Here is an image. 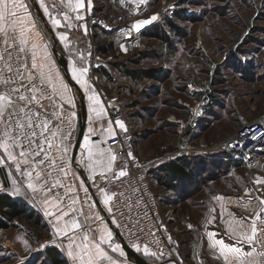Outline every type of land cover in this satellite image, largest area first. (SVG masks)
Segmentation results:
<instances>
[{
    "label": "snow or ice",
    "instance_id": "snow-or-ice-1",
    "mask_svg": "<svg viewBox=\"0 0 264 264\" xmlns=\"http://www.w3.org/2000/svg\"><path fill=\"white\" fill-rule=\"evenodd\" d=\"M118 2L140 9L148 0ZM32 5L42 9L46 20L36 18ZM92 7V0H0V167L10 181L7 186L0 182V193L31 201L55 220L52 241L40 245V264H50L44 249H56L64 257L62 264H182L179 253L171 247V235L167 236V251L156 238L153 229L161 231L162 222L153 221L149 227L147 211L141 216L147 197L140 187L142 180L129 171L136 158L125 148L124 159L118 160L117 149L108 145L109 140L124 145L118 136L127 133L126 124L111 116V106L94 87L89 75L91 52L86 55L67 34L73 29L88 34L87 15ZM171 7L174 10L179 5ZM158 18L159 14H154L136 20L129 35ZM41 23L44 28L39 27ZM46 32L62 43L61 59L67 53L63 69L54 54L55 41L46 38ZM247 61L248 57H242L234 70L238 74L246 71ZM69 72L74 85L66 79ZM77 95L87 101L80 112ZM190 111L193 118L202 114L200 106ZM261 128L264 125L258 124L256 129L245 125L233 138L235 143L226 144L240 147L239 136L264 142V131L256 134ZM252 183L254 187L246 186L244 191L247 195L260 193L249 201L257 203V208L248 218L228 222V242L208 231L202 245L204 255L197 264H207L209 256L216 264H264V177L256 176ZM215 220L211 216L208 223ZM109 225L124 229L131 249L146 260H131L128 245L117 242ZM23 243L29 247L27 241ZM19 259L21 264H29L32 257Z\"/></svg>",
    "mask_w": 264,
    "mask_h": 264
},
{
    "label": "rangeland",
    "instance_id": "rangeland-1",
    "mask_svg": "<svg viewBox=\"0 0 264 264\" xmlns=\"http://www.w3.org/2000/svg\"><path fill=\"white\" fill-rule=\"evenodd\" d=\"M92 3L104 7L99 11L103 15L135 8L118 0ZM170 3L179 5L172 16L166 11ZM154 14H159V18L152 28L164 29L169 40L157 35L148 37L143 48L149 49L150 54L137 63L129 61L128 65L134 70L154 68L158 74L130 76L113 65L114 57L110 54L102 57V69L109 75L94 81L104 88L105 97H118L122 120L134 137L135 153L143 161H154L153 166L177 156L207 161L195 192L188 193L181 181L172 189L156 180L152 183L161 213L172 234L181 241L180 257L185 264H197L198 258L193 255L196 250L200 257L204 255V230L220 223L212 192L235 186L244 188L253 180L254 173L264 172V154H259L252 166L240 153L230 160L240 159L242 163L232 166L222 157L226 138L246 120L264 117V0H148L141 10L133 12L132 18L136 21ZM170 18L178 29L167 25ZM114 46L121 59L133 53L124 51L119 43ZM242 57H248V67L238 74L234 66ZM197 106H201L202 114L193 118L190 110ZM186 124L193 126L186 140L187 149L181 141L190 127L182 135ZM198 165L192 164L194 169ZM211 216L216 220L209 224ZM15 222L18 226L0 228V264H21L19 256L32 257L29 264H40V245L52 241L54 230L46 220L43 231L27 222ZM23 241H27L28 248ZM207 264L216 262L209 256Z\"/></svg>",
    "mask_w": 264,
    "mask_h": 264
},
{
    "label": "built area",
    "instance_id": "built-area-1",
    "mask_svg": "<svg viewBox=\"0 0 264 264\" xmlns=\"http://www.w3.org/2000/svg\"><path fill=\"white\" fill-rule=\"evenodd\" d=\"M173 5L175 4L170 3L166 6V11L170 16H172L177 10V7L174 10L172 9L171 6ZM142 8L143 5L140 6V9H136V7L130 9H123V11H118L113 15L95 14L92 12L88 13L87 15V18L89 20L88 34H87L88 52H91L92 54L90 58L91 60L90 70L94 76L96 70H98L103 66V61L100 56L101 46H107L112 42H116L121 45H124V47L127 49L128 52H135L143 48L144 46L143 28L149 25H146L143 28H141L139 32L135 30H131L129 35L131 25L135 22V19L132 18V14L133 12H135V10H141ZM127 15H130V17ZM147 18H150V16L146 15L143 17V19H147ZM92 21H98L99 23L93 24ZM97 65L100 66L97 67ZM105 102L111 106L109 108L111 116L122 120L123 115H122L121 106L118 101V97L112 94L110 96L105 97ZM258 124L264 125V117L261 119L246 120L233 134H231L223 142V146L227 151L241 152L244 161L251 166L257 162L259 154H264V142H261L260 140H253L251 136H249L247 140H245L243 136H239L241 144L240 147H237L235 149L229 146L228 144H226V142L232 141L233 143H235L233 138L238 137L240 130L244 128L245 125H251L253 129H256V126ZM187 125L189 124H186L184 128ZM117 131L119 132L118 129ZM260 131H264V128L259 129L256 132V134L259 135ZM118 139L124 140L123 146H118L115 142L111 140L108 141V145H111L113 148L117 149L119 153L118 160L124 159L125 148H128L130 151H132L136 158L135 164L129 166V171L131 176L140 178L142 180V184L140 185V187L144 189V194L147 197V206L141 205V209H140L141 216H143L144 212L147 211L148 215L146 219L148 221L149 227H152L153 221L156 224H160L162 222L161 231H156L155 229H153V231L156 232V238H159L162 241V244L166 246L165 250L167 251V236L171 235L173 241L171 247L178 252V249L181 245V241L177 236L172 234L166 218L161 213L156 191L153 188V186L150 184L148 178V171L154 165V161H143L135 153L134 144H133V135L131 133L120 132ZM244 144H247V147H244ZM184 146L186 149L188 148L186 147V145ZM133 184H135V180H133ZM113 226L114 229L120 233L121 237L125 240V242L130 246L131 241L129 237L126 234H124V229L122 228L118 229L116 228L115 225ZM163 228H166L167 231L166 232L163 231ZM153 239H154L153 237H147V240L149 241ZM178 258L182 260V264H185L183 258L180 257V254Z\"/></svg>",
    "mask_w": 264,
    "mask_h": 264
},
{
    "label": "trees",
    "instance_id": "trees-1",
    "mask_svg": "<svg viewBox=\"0 0 264 264\" xmlns=\"http://www.w3.org/2000/svg\"><path fill=\"white\" fill-rule=\"evenodd\" d=\"M104 7L100 6H94L92 7L91 12L95 14H100V10H103ZM167 25H169L172 29H178L175 23L174 19H168ZM152 25V24H151ZM146 26L143 28V38L144 41L148 37H153L157 35L160 38H163L165 40H169V37L165 33V30L160 28L159 26H156L152 28V26ZM115 43L112 42L107 46H101L100 47V56L101 58L104 57V55H113L114 59L112 60V63L115 67L119 69H123L129 73L130 76L137 77L140 75L148 76V77H154L158 74L154 68H148V69H131L129 68L128 62H139L143 57L150 54L149 49H140L135 52H133L131 55L125 57L124 59H121L120 55L118 53H115ZM103 60V59H102ZM104 65V62H103ZM98 72L99 77H102L103 75L108 76V72L105 68L102 69L99 68L96 73ZM133 144L135 145V140L133 137ZM235 153H240L239 151H222V154L224 157L228 159L229 165H235L238 163H242L239 159L236 160H230L231 156ZM220 161V160H219ZM219 161H215V163L219 165ZM213 160H210V163L213 164ZM200 164V166H196V169L193 168V166ZM207 164V161L205 159L197 158V159H187V158H181V157H175L170 158L169 160L162 162L161 164L152 166L148 171V178L150 181V184L153 186L154 180H156L157 184H162L168 189L175 188L178 183L177 180L182 179L184 181V185L187 186L186 188L188 193L195 192L194 190L197 189L196 187H199L200 178L204 174L203 166ZM192 168L194 172H192ZM201 169V170H200ZM197 170V171H196ZM203 178V177H202ZM212 178V177H211ZM192 185V187H190ZM157 194V193H156ZM158 198V195H157ZM158 202H160L158 198ZM160 204V203H159ZM19 220L20 222H27L30 224V226H33L36 230L43 231V229L46 227V223L44 220V217L42 213L37 210L36 208H30L29 202H24V200L20 198L13 197L11 195H6L0 193V228L1 227H9V226H18V223L15 221ZM44 255L47 256V258L50 261V264H62L64 257H61L56 249H44Z\"/></svg>",
    "mask_w": 264,
    "mask_h": 264
},
{
    "label": "crops",
    "instance_id": "crops-1",
    "mask_svg": "<svg viewBox=\"0 0 264 264\" xmlns=\"http://www.w3.org/2000/svg\"><path fill=\"white\" fill-rule=\"evenodd\" d=\"M46 2H47V0H46ZM31 11L36 16V18L38 20H40V19L46 20V17L43 16L42 9H40L38 7V5H32L31 6ZM39 27L40 28H44L45 24L41 23L39 25ZM49 27H50V25H49ZM61 30H63V29H61ZM67 34L69 35L70 40L73 43H75L77 45V47L81 51H84L85 54L87 55V53H88V38H87V35H84L82 30L78 31L76 29L71 30ZM45 36L49 40H54L55 41V49H57L58 52L61 54L62 51H63V45L58 40V38L54 37V34L51 33V32H46ZM54 54H55V57L57 58L58 64L63 69V66H62V64L59 61V57L56 54V51H55ZM63 55L65 56V58L67 60V53L65 52V53H63ZM68 75H69V77L66 75V79L69 80L71 84H73L72 81H71V78H70V72L68 73ZM89 75H90L91 80H92V82L94 84V87L98 90L102 100L105 101V95H104L105 94V90H104V88L100 84H98V82L96 83L94 81V80H97L98 77H99L98 72L95 73V76H94L92 74L91 70H90ZM73 91H75V87L73 88ZM76 100H77V110H78V112H80V111H82L80 95H77ZM84 102H85V104L87 103L86 100H84ZM105 146H107V145H105ZM222 157H224V156H222ZM5 173H6V170L3 169L2 167H0V182H4L5 186H7L8 184H10V181H8L6 179ZM256 176L264 177V172H259L258 171L256 173H254V178ZM180 181H181L180 184L182 185V187L188 188L187 186L184 185V181L182 179L177 180V182H180ZM182 181H183V183H182ZM252 181L250 182V184H247L246 186L247 187H254ZM190 187H192V185H190ZM245 187L244 188H239V186H235V187H232V189L220 190L218 192H216V190H215V191L212 192L213 193V198L212 199L214 200V205L217 208L216 210H219L220 215H221V211H223V217L221 218V216H220L219 225H217L216 227H212V228H208V229L204 230L206 239H207L206 233L208 231H214L217 234V238H225L226 242H228V238H227L228 222L232 221L234 218L235 219L248 218V217H250V214H251L252 210L257 208V206H258L257 203H255V202L249 203V201H251L253 199V196H258V195H260V193L253 192L251 195H247V194H245V191H244ZM82 195H83V193L81 192V196ZM218 197H222V199H217ZM236 198H240V199L237 200ZM29 207L30 208H36L37 210H39L42 213V215L44 217V220H46V222L51 226V228L55 232V223L56 222H55V220L52 217H49V216L45 215L44 208H42L39 205L32 204L31 201H29ZM84 210L87 211V208L85 207ZM102 214L105 215V216L107 215L106 213H102ZM109 226L112 229H114L113 225H109ZM114 237L117 240V242H121L120 239L116 235L115 229H114ZM245 248L247 250V246H245ZM198 254H199V250H196V253H195V255H193V257H196L199 260L201 257ZM131 260H133V259H131Z\"/></svg>",
    "mask_w": 264,
    "mask_h": 264
},
{
    "label": "water",
    "instance_id": "water-1",
    "mask_svg": "<svg viewBox=\"0 0 264 264\" xmlns=\"http://www.w3.org/2000/svg\"><path fill=\"white\" fill-rule=\"evenodd\" d=\"M55 51H56V54H57L58 57H59V61H60V63H61L62 66L64 67L65 62L67 61L66 58H65V56L63 55V58L61 59V54L58 52L57 49H55ZM67 76L69 77L68 74H67ZM72 83L74 84L75 82L72 81ZM76 87H78V86H76ZM83 104H85V102H84V100H83V101L81 100V108H82V105H83ZM115 231H116V235H117V237L120 239V241H121V243H122V246H123V245L126 243L125 240L121 237L120 233H119L117 230H115ZM126 244H127V243H126ZM127 245H128V244H127ZM126 252H127L128 256H129L131 259H133L134 261H136L137 259H139L140 261H145V260H146V258H145L143 255H141L140 253H135L134 250H132L131 247H130L129 245H128V247L126 248ZM148 264H150V262H148Z\"/></svg>",
    "mask_w": 264,
    "mask_h": 264
},
{
    "label": "bare ground",
    "instance_id": "bare-ground-1",
    "mask_svg": "<svg viewBox=\"0 0 264 264\" xmlns=\"http://www.w3.org/2000/svg\"><path fill=\"white\" fill-rule=\"evenodd\" d=\"M132 6H134L133 4H131L129 7H132ZM200 108H201V106H200ZM191 124H193V123H191ZM191 124H189L190 125V127L188 128V131L186 132V134L181 138V141H182V145L183 144H185L186 145V147H188L187 146V143H188V141L186 142V140H187V137H188V133L192 130V125ZM188 126V125H187ZM186 126V127H187ZM186 127L184 128L183 127V130H182V135L184 134L183 132H184V130L186 129ZM189 140V139H188Z\"/></svg>",
    "mask_w": 264,
    "mask_h": 264
}]
</instances>
